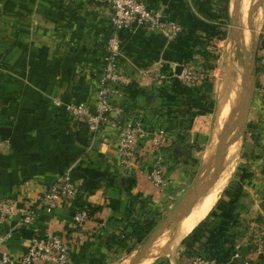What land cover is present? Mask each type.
Wrapping results in <instances>:
<instances>
[{"label":"crops","instance_id":"0c3cea01","mask_svg":"<svg viewBox=\"0 0 264 264\" xmlns=\"http://www.w3.org/2000/svg\"><path fill=\"white\" fill-rule=\"evenodd\" d=\"M255 3L252 0L246 14L247 28H237L245 52L244 37L253 49L252 35L260 27L257 47L264 50V0L248 18ZM231 4V0H147L149 8L161 9L182 27L179 38L167 43L158 33L139 28L118 32V68L133 80L117 89L114 103L122 109L118 119L141 120L146 128L167 132L171 139L161 152L167 185L158 192L143 175L120 169L114 129L105 128L106 143L92 142L66 109L72 103L95 106L105 44L114 33L107 6L101 0H0V138L8 144L0 149V196L23 208L69 169L91 208L90 219L72 235V264H115L117 258H125L118 264H130L137 253L127 251L129 246L138 250L148 236L140 244L128 239L120 245L116 240L133 225L157 218L155 229L204 180L215 126L211 80L204 77L185 84L177 68L203 70L205 59L198 50L204 43L210 58L209 42L231 26ZM222 9L227 13L223 24ZM230 31L232 36V27ZM256 59L255 54L254 88L233 172L201 221L206 230L190 252L217 264H243L251 252L250 242L260 233L264 236V69H256ZM156 60L168 79L156 85L138 82V71ZM152 158L149 154L144 169ZM32 207L33 227L39 235L69 232L76 209L73 202L50 210L40 204ZM6 228L3 225L0 233ZM31 236L29 228L16 231L7 245L8 254H20ZM149 250L143 254L149 261L141 256L138 264H158L157 247ZM188 257L184 254L178 261L174 254L173 262L165 259L168 264H187ZM249 262L263 261L252 257Z\"/></svg>","mask_w":264,"mask_h":264},{"label":"built area","instance_id":"2783aa9c","mask_svg":"<svg viewBox=\"0 0 264 264\" xmlns=\"http://www.w3.org/2000/svg\"><path fill=\"white\" fill-rule=\"evenodd\" d=\"M101 2L110 11V23L114 33L105 44L104 65L97 76L96 103L93 109L82 103L68 104L66 109L73 122L85 127L92 142L106 143L108 137L105 128L114 129L118 136L116 156L120 169L123 173L134 172L143 175L153 189L161 192L167 185L161 152L171 139L167 132L146 128L141 120L120 122L118 119L122 109L114 103L117 89L133 83V80L121 73L118 68L116 60L120 42L118 32L139 28L145 32L158 33L165 42L169 43L179 38L182 27L168 19L161 9L149 8L147 0H101ZM216 39L218 36H213L209 44ZM211 63L210 58L203 61V64L207 65L205 71L182 68L178 78L188 85H193L204 77L210 78ZM257 63L264 69V50L257 52ZM167 79L159 60L152 62L137 74L138 82H148L152 85L161 84ZM2 148L7 149L8 144L6 140L0 138V149ZM149 154L153 158L146 170L142 164ZM69 172L68 169L62 173L50 186L39 191L32 203L25 204L23 208H17L14 203L0 196V228L7 224V228L0 233V264H72L69 256L73 242L72 235L90 219V206L85 202L81 209L73 211L69 232L61 236L39 235L33 227L32 207L33 204H40L50 210L61 203L73 202L79 191L71 180ZM27 185L25 183V186ZM16 217L17 219H14ZM23 228H29L32 236L24 250L12 256L7 252V245L12 235ZM250 245L251 252L246 256L243 264H249L252 257L264 256V236L261 233L250 242ZM187 264H217V262L195 253L189 255Z\"/></svg>","mask_w":264,"mask_h":264},{"label":"bare ground","instance_id":"6f19581e","mask_svg":"<svg viewBox=\"0 0 264 264\" xmlns=\"http://www.w3.org/2000/svg\"><path fill=\"white\" fill-rule=\"evenodd\" d=\"M251 2L252 0H242V3L240 5L241 13L237 16L238 17L237 27L240 26L242 28H247L248 22L245 18L247 17L246 14L248 12V9L250 8ZM233 4L234 2H232L231 7L233 6ZM253 16H254V20L257 22V18H258L257 13L256 15H253ZM251 25H253V23ZM247 41L248 39L244 37V45L248 43ZM231 70H232V81H234L235 84H233L232 81H230L228 77L229 76L228 75L229 70H228L227 76H225L224 79H222L216 86V108H215V114H214V122H215L214 125L215 126L213 125L214 129L211 135V142H210V147H209L211 151L215 150L220 140V137L226 130L228 124L231 121H233L236 117V110L238 106V93L236 92L235 88L241 82L242 71H240L236 66H234ZM227 144L228 146L223 156L222 170L217 180L205 194H202L201 196H199L191 204V206L187 210V213L179 222H172L168 224L165 227L162 234L156 236L150 248V250H152L154 249V247H157V251L154 257L155 256L165 257L169 259L171 262H173L174 254L176 250L178 249V246L180 245L181 240L184 237H186L193 230V228H195L205 218V216L209 213V211L212 209V207L218 200L221 191L227 184L233 172L234 165H235V158H236L235 156H236V153L239 147V142L234 137L229 138ZM142 258H144V256ZM143 260H145V262H148L149 261L148 256H146ZM122 264H125V262H123Z\"/></svg>","mask_w":264,"mask_h":264},{"label":"water","instance_id":"95a60500","mask_svg":"<svg viewBox=\"0 0 264 264\" xmlns=\"http://www.w3.org/2000/svg\"><path fill=\"white\" fill-rule=\"evenodd\" d=\"M240 0H236L233 4V14L231 17V26H232V39L234 43L238 46L240 51L244 56V67L241 76L240 82V91L238 92V106L236 110V117L233 121H231L214 150L213 155L210 158V162H213V170L210 176L204 179L200 184L194 185L189 192L185 195V197L181 200V202L174 208V210L165 217L163 221L151 232V234L146 238V240L141 244L138 249L137 254L132 258L130 264H138L140 257L149 250L151 245L153 244L156 236L161 235L164 231L165 227L172 222H179L187 213V210L191 206V204L202 194H205L209 188L215 183L218 176L221 173L223 166V156L224 152L228 146V139L234 137L238 140L241 130L243 128L246 114L249 109V105L252 98L254 83H253V65L255 61L256 54V44H253L252 58L248 61V57L246 55L245 50L241 45V40L236 36L237 27V11L239 7ZM261 0L257 1L254 4L250 12L248 13V18H250L251 13L260 6ZM254 35H252V42H254ZM180 68H177V75L179 74ZM237 129V134L232 136V132ZM209 163V162H208Z\"/></svg>","mask_w":264,"mask_h":264},{"label":"rangeland","instance_id":"374dc122","mask_svg":"<svg viewBox=\"0 0 264 264\" xmlns=\"http://www.w3.org/2000/svg\"><path fill=\"white\" fill-rule=\"evenodd\" d=\"M254 1H256V0H254ZM257 1H259V0H257ZM232 2H235V1L233 0ZM262 5H263V0H261V3H260L261 8H262ZM237 16H238V13H237ZM237 21H238V17H237ZM231 27L232 26H230V23H229L227 25V27L225 26V30L224 31H219V33L215 34V37L218 36L219 40L216 39L211 44H208L209 47H210L209 50L211 51V54H208V55L210 56V59L212 61V63H211V66H212L211 74L212 75L210 77L211 85H212V88H211L212 94L211 95H212V100H213L215 105H216V86H217V84L222 79H224L225 76H227L228 70H229V74H228L229 76L228 77H229L230 81H232V70L231 69L234 66H236L240 71H242V69H243V67H242L243 58H242V55L240 53L239 48L233 42V39H232V36H231V31H230ZM260 32H261V27L256 31V33L254 35L255 39H254L253 44H256V46H259V39L258 38L260 37ZM222 33H223V35H222ZM236 36H238V39L241 40L240 31L238 29L236 31ZM260 50H263V48L259 49V47H257V49H256V58H257V52H259ZM252 51H253L252 44H251V42L250 43L248 42L247 46H246V53H247V57L249 59L252 58V55H251ZM216 74H218V75H216ZM232 83L235 84L234 81H232ZM235 90H236L237 93L240 91V83L238 84V86H236ZM236 134H237V129L232 132V136H235ZM209 151L211 152L210 153V158H211L214 150L213 151L209 150ZM212 168H213V162L207 163V169L205 170L204 179H206V178H208L210 176V174L212 172ZM165 217H162L161 221H163L165 219ZM158 225L159 224H157V226ZM151 232H150V234H151ZM185 250L186 249H185V246L183 244H180L178 246V249L176 250V253H175L176 258H178L176 260L179 261L181 259V256H183L185 254ZM127 251H131L133 253L136 251V253H137L138 252L137 246L135 247L134 245L131 244ZM123 259H125V258H117V259H115L113 261H115V264H118ZM163 259L166 260L165 257H159L158 260H163ZM153 261H154V259L152 260V262Z\"/></svg>","mask_w":264,"mask_h":264},{"label":"trees","instance_id":"16d2710c","mask_svg":"<svg viewBox=\"0 0 264 264\" xmlns=\"http://www.w3.org/2000/svg\"><path fill=\"white\" fill-rule=\"evenodd\" d=\"M222 15L225 17L220 23H226L227 21V13L226 9H222ZM223 35V33H222ZM223 37V36H222ZM204 45V43H203ZM200 46V49L198 50L199 55L203 57L205 60L207 59V54L204 51V47ZM256 69H262L258 66H256ZM207 70V65L203 66V71ZM75 204L76 209L79 210L85 205V201L82 199L81 194L79 193L75 200L73 201ZM157 218L144 221L142 224H135L133 225L132 229L127 235H124L121 239L116 240L117 244L123 245L124 242L128 239L132 240L135 244H140L153 230V228L156 225ZM206 230V224L204 222H200L192 231L191 233L182 240L181 244L185 246V255L189 256L191 249L193 247V244L197 242L199 239H201L202 235L204 234ZM264 264V256L259 257ZM158 264H168L166 260H159Z\"/></svg>","mask_w":264,"mask_h":264}]
</instances>
